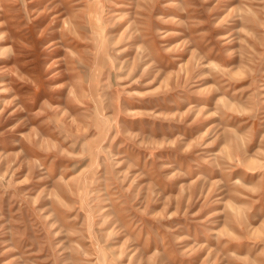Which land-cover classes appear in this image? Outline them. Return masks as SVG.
Wrapping results in <instances>:
<instances>
[{
  "label": "rangeland",
  "instance_id": "rangeland-1",
  "mask_svg": "<svg viewBox=\"0 0 264 264\" xmlns=\"http://www.w3.org/2000/svg\"><path fill=\"white\" fill-rule=\"evenodd\" d=\"M0 264H264V0H0Z\"/></svg>",
  "mask_w": 264,
  "mask_h": 264
}]
</instances>
